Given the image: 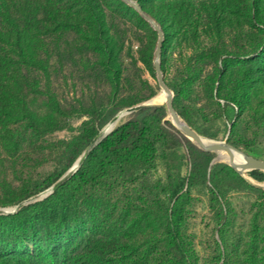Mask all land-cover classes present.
<instances>
[{"label": "rangeland", "instance_id": "rangeland-1", "mask_svg": "<svg viewBox=\"0 0 264 264\" xmlns=\"http://www.w3.org/2000/svg\"><path fill=\"white\" fill-rule=\"evenodd\" d=\"M135 1L164 32L165 82L178 92L176 107L190 109L192 128L264 160V0ZM157 39L121 0H0V215L48 189L35 192L53 180L69 140L107 119L103 130L115 116L110 109L161 93ZM231 98L241 102L234 125L222 111ZM166 120L145 121L153 151L132 179L88 186L67 202L76 226L71 260L84 259L87 242L100 235L116 249L90 264H179L167 225L187 168L166 154ZM214 154L207 181L187 186L184 250L191 264H264V183L248 172L239 174L245 182L220 174L212 191L211 170L226 163Z\"/></svg>", "mask_w": 264, "mask_h": 264}, {"label": "trees", "instance_id": "trees-1", "mask_svg": "<svg viewBox=\"0 0 264 264\" xmlns=\"http://www.w3.org/2000/svg\"><path fill=\"white\" fill-rule=\"evenodd\" d=\"M142 8L150 14L144 7ZM225 68L223 64L221 70ZM4 85L0 82V94L4 91ZM173 91L175 93L173 102L178 114L194 128L190 109L176 107L178 92ZM240 109L241 102L236 98L225 100L222 107L223 115L233 125L240 118ZM120 110L121 107H114L109 112L114 116ZM167 115L166 106L153 105L127 115L129 118L123 121L127 117L125 116L114 130L89 152L76 173L64 184L42 201L23 206L14 214L0 215V264H90L89 257L101 258L104 253L113 252L116 249L114 241L95 235L87 242L85 258L71 260L74 241L70 240L69 232L75 230L76 226L70 225L74 220L70 219L67 202L79 197L88 186L101 187L114 178L122 181L132 179L148 162L153 151V146L146 137L145 121L147 119L162 121ZM26 116L27 127L33 133H38L30 115L26 113ZM106 122L107 119H103L98 127L92 126L69 140L60 153V158L64 159V162L53 180L46 182L35 192L49 188L65 174L89 148L98 135L99 128ZM165 123L167 127H162V133L166 154L171 160L179 159L187 168L186 177L178 178L172 190L173 203L167 225L168 246L178 253L179 264H191L180 240L181 220L190 195L187 186L207 181L208 169L215 154L198 148L170 120H166ZM220 174L245 182L231 166L217 163L209 176L212 191L219 185ZM248 175L254 181L264 183V171L254 170L248 172ZM35 192H30L28 196ZM47 211L49 213L44 215Z\"/></svg>", "mask_w": 264, "mask_h": 264}, {"label": "water", "instance_id": "water-1", "mask_svg": "<svg viewBox=\"0 0 264 264\" xmlns=\"http://www.w3.org/2000/svg\"><path fill=\"white\" fill-rule=\"evenodd\" d=\"M131 8H133L146 22L150 24V26L155 30L158 35L156 48L154 51V68L157 73V80L158 84L166 94V101L164 104H153L151 101L129 107L125 110L118 112L112 120L101 130L98 135L94 138L93 142L89 146V148L83 152V154L78 158V160L74 163V165L65 173L63 174L58 180H56L48 189L43 191L37 196H34L22 203L17 204L15 207L11 208L9 213H14L20 210L23 206L35 202L37 200H42L50 195L53 191H55L61 184H64L69 178H71L79 167L82 165L84 160L86 159L89 152L97 146V144L105 138L109 133H111L114 128L118 125V123L127 115L132 114L141 110L142 108L148 106H166L168 111V118L169 120L193 143H195L200 149L206 152H226L229 155L228 163L237 173L240 175L245 174V172H250L254 170L264 171V160L255 158L250 156L240 150L239 148L233 146L227 141H216L212 139H207L201 136L197 131H195L177 112L174 106V93L168 87L165 82V75L162 71V64H161V53L163 49V44L165 41V35L161 28V26L142 8V6L135 0H121ZM106 129V131H104ZM241 156L243 158L242 161H237L236 157Z\"/></svg>", "mask_w": 264, "mask_h": 264}, {"label": "bare ground", "instance_id": "bare-ground-1", "mask_svg": "<svg viewBox=\"0 0 264 264\" xmlns=\"http://www.w3.org/2000/svg\"><path fill=\"white\" fill-rule=\"evenodd\" d=\"M165 101H166V94L163 91H161L160 94H158L155 98H153L151 100L152 103L153 102H162V103H165ZM104 131H106V129ZM218 155H219V158L220 159H222V160H224L226 162L229 161V155L226 152H219ZM236 160L237 161H242L243 158L241 156H237L236 157Z\"/></svg>", "mask_w": 264, "mask_h": 264}]
</instances>
